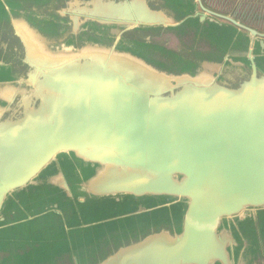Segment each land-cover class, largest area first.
<instances>
[{"label": "water", "instance_id": "obj_1", "mask_svg": "<svg viewBox=\"0 0 264 264\" xmlns=\"http://www.w3.org/2000/svg\"><path fill=\"white\" fill-rule=\"evenodd\" d=\"M263 237L264 33L204 0H0V264H264Z\"/></svg>", "mask_w": 264, "mask_h": 264}, {"label": "flooded vegetation", "instance_id": "obj_2", "mask_svg": "<svg viewBox=\"0 0 264 264\" xmlns=\"http://www.w3.org/2000/svg\"><path fill=\"white\" fill-rule=\"evenodd\" d=\"M223 9L230 8L233 17L246 26L264 33V0H244L238 7L233 8L228 0H209Z\"/></svg>", "mask_w": 264, "mask_h": 264}, {"label": "rangeland", "instance_id": "obj_3", "mask_svg": "<svg viewBox=\"0 0 264 264\" xmlns=\"http://www.w3.org/2000/svg\"><path fill=\"white\" fill-rule=\"evenodd\" d=\"M203 36H205V34H203ZM168 47L173 48V49H178V46L175 45V43H172L170 45H168ZM143 216H135L133 218H128V217H123L118 223L117 226L118 228H120L122 230V232L124 234H126L127 232H132L133 230H136L135 228V223L136 221L142 222ZM113 222L109 221V224H107V228L110 229L111 227H113L112 224ZM263 244H264V237L262 239Z\"/></svg>", "mask_w": 264, "mask_h": 264}, {"label": "crops", "instance_id": "obj_4", "mask_svg": "<svg viewBox=\"0 0 264 264\" xmlns=\"http://www.w3.org/2000/svg\"><path fill=\"white\" fill-rule=\"evenodd\" d=\"M232 3V6H234L233 8H236L238 7V5H240L244 0H228ZM205 2V6L207 8H209L210 10L216 12V13H219V14H224V15H229V16H232L233 17V12H231L230 8H228L227 10L226 9H223L221 7H219L218 5L210 2L209 0H204ZM48 223H45V222H42L40 223L37 227H41V228H44Z\"/></svg>", "mask_w": 264, "mask_h": 264}]
</instances>
